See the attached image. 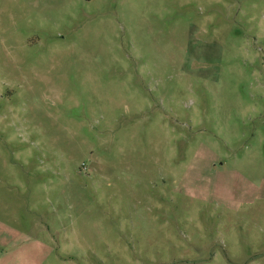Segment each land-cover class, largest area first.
Here are the masks:
<instances>
[{
    "label": "rangeland",
    "instance_id": "obj_1",
    "mask_svg": "<svg viewBox=\"0 0 264 264\" xmlns=\"http://www.w3.org/2000/svg\"><path fill=\"white\" fill-rule=\"evenodd\" d=\"M0 264H264V0H0Z\"/></svg>",
    "mask_w": 264,
    "mask_h": 264
}]
</instances>
